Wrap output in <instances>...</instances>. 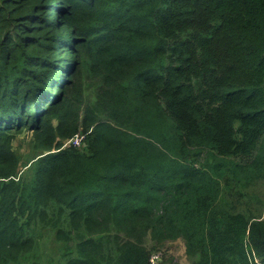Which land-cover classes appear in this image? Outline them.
<instances>
[{
	"label": "trees",
	"instance_id": "trees-1",
	"mask_svg": "<svg viewBox=\"0 0 264 264\" xmlns=\"http://www.w3.org/2000/svg\"><path fill=\"white\" fill-rule=\"evenodd\" d=\"M263 213L264 0H0V264H264Z\"/></svg>",
	"mask_w": 264,
	"mask_h": 264
},
{
	"label": "rangeland",
	"instance_id": "rangeland-1",
	"mask_svg": "<svg viewBox=\"0 0 264 264\" xmlns=\"http://www.w3.org/2000/svg\"><path fill=\"white\" fill-rule=\"evenodd\" d=\"M28 142H29V137H27V135L21 136L20 139L18 140L17 143L20 147L19 152L21 154H27L29 152L30 148H29ZM83 143H84V141L77 148H82L84 146ZM167 246H169V247H168V249H166V251H168L170 253V256L173 258L174 264H188V262L185 258V255H184V247H183V244L181 242H176L173 244H169ZM57 249H58V245L51 244L50 250L52 252H55Z\"/></svg>",
	"mask_w": 264,
	"mask_h": 264
},
{
	"label": "built area",
	"instance_id": "built-area-1",
	"mask_svg": "<svg viewBox=\"0 0 264 264\" xmlns=\"http://www.w3.org/2000/svg\"><path fill=\"white\" fill-rule=\"evenodd\" d=\"M84 141V135H82L80 132L74 134L66 143L64 146H72V147H78L81 145V143ZM264 215V213H263ZM160 258V254H155L150 258V264H156V261Z\"/></svg>",
	"mask_w": 264,
	"mask_h": 264
},
{
	"label": "bare ground",
	"instance_id": "bare-ground-1",
	"mask_svg": "<svg viewBox=\"0 0 264 264\" xmlns=\"http://www.w3.org/2000/svg\"><path fill=\"white\" fill-rule=\"evenodd\" d=\"M46 107V106H45ZM40 111V110H39ZM36 113H37V111H36ZM98 195V194H97ZM96 196V195H95ZM97 197V196H96ZM95 198V197H94ZM99 198V197H98ZM98 198H96V199H98ZM88 200H90V199H88ZM93 200H95V199H93ZM99 200V199H98ZM83 202V201H82ZM87 202V201H86ZM89 202H91V200L90 201H88L87 203H89ZM100 202V201H99ZM80 203V202H79ZM98 203V202H97ZM72 204V203H71ZM96 205V204H95ZM42 221V220H41ZM164 248V247H163ZM160 264V263H159Z\"/></svg>",
	"mask_w": 264,
	"mask_h": 264
}]
</instances>
